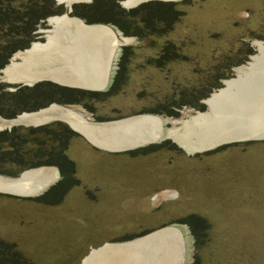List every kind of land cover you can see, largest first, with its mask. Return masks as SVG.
Returning a JSON list of instances; mask_svg holds the SVG:
<instances>
[{
	"label": "rangeland",
	"instance_id": "rangeland-1",
	"mask_svg": "<svg viewBox=\"0 0 264 264\" xmlns=\"http://www.w3.org/2000/svg\"><path fill=\"white\" fill-rule=\"evenodd\" d=\"M74 1L84 4L79 3L84 0ZM105 1L110 4L112 19H120L131 7H125L123 0ZM174 4L181 12L179 19L170 26H151L155 31L144 29L141 23L135 26L126 22L123 25L129 33L125 35L109 24L132 54L128 80L125 76V85L112 95H99L97 101L89 102L93 111L80 105H75V110L95 122L159 116L164 121V133L179 129L183 135L186 123H193L188 119L199 117V113L212 116L204 100L225 89L226 81L236 79L241 65L248 71L255 56L256 67L262 63L264 49L260 51L257 43L264 44V0H178ZM69 17L75 20L77 16ZM38 30L42 32L32 43H44L45 36L53 32L46 21ZM168 43L171 60L167 58L168 63L156 67L155 61ZM123 46L114 59L109 82L114 79ZM4 75L0 73L1 83L27 86ZM187 91L195 94L191 95V105L185 101ZM171 99L173 103L167 104ZM200 104L205 105L202 110L198 109ZM169 107L176 117L163 111ZM149 110H160V114ZM32 125L13 127L35 128ZM187 128L198 130L194 126ZM77 135L70 140L66 155L75 165L73 178L78 184L58 204L35 200L55 184L32 198L0 194V239L14 243L31 264H80L103 245L131 242L166 225H176L183 231V264H264V138L237 143L226 139L224 145L204 151L205 148L188 149L165 137L153 143L164 142L162 147L130 154L105 149ZM188 139L182 141L191 142V147L196 144L194 139ZM30 147L32 144L23 149ZM15 168L8 171H17L16 176H0L18 178L40 167ZM42 168L52 175V167ZM190 215L207 223L205 243L202 238L195 241L189 226L182 223ZM126 236L133 238L125 240ZM176 244L171 243L172 250ZM195 252L199 262L193 259ZM117 253L114 262L105 254L98 258L99 263L133 264L125 259L126 253Z\"/></svg>",
	"mask_w": 264,
	"mask_h": 264
},
{
	"label": "bare ground",
	"instance_id": "bare-ground-1",
	"mask_svg": "<svg viewBox=\"0 0 264 264\" xmlns=\"http://www.w3.org/2000/svg\"><path fill=\"white\" fill-rule=\"evenodd\" d=\"M88 1L90 0L83 2ZM138 1L123 0L122 4L128 8ZM57 2L60 4L66 2L68 6L78 3L74 0H57ZM48 22L53 28V34L49 32L45 36L47 39L44 43L34 42L26 50L15 53L2 69V73L14 82L22 84H31L36 80L44 79L67 85L104 88L118 50L125 45L126 41L106 25L85 27L77 19H67L61 15L50 17ZM67 26L69 28L66 30ZM257 45L260 51L264 49L263 43L258 42ZM257 59L255 56V61L248 66V71H244L246 68L244 69L245 66L241 65L242 68L237 69L238 77L226 81V88L219 90L208 99V103L215 109L213 117L210 115L208 118L199 113V117L188 119L193 123L191 125L186 123V126L192 128L194 126L198 130L195 129L197 131L192 132L186 127L183 135L179 129L166 130L164 133V121L159 116L137 115L119 122L92 125L90 124L92 121L85 116V113L74 108L63 110L55 106L36 114L24 113L12 120L0 118V129L17 125H34L43 120L44 116L56 117L82 132L94 145L110 150L130 149V151L135 150L134 147L140 144L155 143L165 137L175 140L188 149L198 150L222 139L230 140L244 135L247 136L246 138L263 137L264 59L256 67ZM16 60H19L18 63ZM243 74L245 75L242 79ZM192 133L195 135L191 136ZM188 138L194 139L196 144L191 147V142L182 141L189 140ZM45 170V168H39L25 171L16 180L0 179V191L19 196L34 195L41 188L49 185L45 183L50 182V174ZM174 241L180 242L177 231H166V235L164 233L162 238L163 244L169 245ZM143 243H145L144 240ZM176 246L173 250L170 246L168 250L166 248L163 250L170 256V259L164 260V263L178 262L176 259L181 257L182 248H179L177 244Z\"/></svg>",
	"mask_w": 264,
	"mask_h": 264
},
{
	"label": "trees",
	"instance_id": "trees-1",
	"mask_svg": "<svg viewBox=\"0 0 264 264\" xmlns=\"http://www.w3.org/2000/svg\"><path fill=\"white\" fill-rule=\"evenodd\" d=\"M106 2L105 0H93L90 4H73L71 15L83 19L88 24L112 23L125 35H128L129 32L123 23L129 22L135 26L141 23L144 29H150L151 26L158 23L165 27L173 24L174 20L176 23L181 15V12H177L174 8L175 2L149 1L131 8L123 15L121 14L120 19H112L113 14L110 6H108L110 4ZM63 13H65L63 5H55L54 0H0V71L5 68L15 53L26 50L37 39L39 35L37 30L45 24L47 18ZM169 46L171 45L168 43L161 49L160 55H158L160 56L159 60L155 61L156 67L168 63L167 58H170V54H168L170 52ZM123 48L109 91H86L60 86L49 81L37 82L32 86H14L0 82V116L12 119L22 112H34L52 103L80 105L93 111L89 102L97 101L99 95H112L116 89L125 85L123 83L125 76L128 80L127 68L132 54L130 55L128 48L124 46ZM8 87H14L15 89L9 90ZM187 92L188 94L185 93L187 97L185 101H188L191 105V95L195 96V94ZM172 101L173 99L167 104L173 103ZM204 106V104H200L198 109L202 110ZM164 110L168 112V116L176 117L177 115L171 113L170 107ZM148 112L160 114V110H149ZM77 136V133L60 121H53L35 128L12 127L10 131L2 130L0 131V174L16 176L19 174L17 171H8L13 169L14 166L21 170L45 166L59 167L63 179L49 189L47 192L49 194L46 193L35 199L48 205L58 204L67 191L78 184L73 178L75 165L66 155L70 140ZM29 144H32V148L24 150L23 148ZM162 144L164 142L144 146L129 151V153L133 154L138 150L151 149L154 146L155 148L162 147ZM182 223L189 226L195 241L199 238L204 241L203 237L208 231V225L203 218L190 215ZM126 237L125 240L133 238ZM196 249H199V247ZM193 259L199 262L196 252ZM0 264L31 263L16 250L14 243H7L0 239Z\"/></svg>",
	"mask_w": 264,
	"mask_h": 264
},
{
	"label": "water",
	"instance_id": "water-1",
	"mask_svg": "<svg viewBox=\"0 0 264 264\" xmlns=\"http://www.w3.org/2000/svg\"><path fill=\"white\" fill-rule=\"evenodd\" d=\"M92 1L93 0H90L88 2H79V3L90 4V3H92ZM149 1L176 2L175 0H139L136 4H133V6H131L130 9L131 8H134V7L138 6V5H140L142 3L149 2ZM73 4H76V3H72L69 6H64L66 11H65L64 14L61 15V17H63V18H70L69 15L72 13V5ZM49 18L46 19V22L47 23H49L48 22V19ZM75 19H77L79 22H81V24H83V26H85V27L92 26V25H98V24H87L81 18H77L76 17ZM99 25H106L107 27H109L110 29H112L115 32V34L119 35L118 32L111 25H109V24H99ZM41 32H42L41 30H38V33H41ZM0 73H2V70L0 71ZM39 81H42V80H39ZM39 81H36L34 83H31V84H25V85L32 86V85H34L35 83H37ZM47 81L52 82V83L57 84V85H60V86H64V87L77 88V89H82V90H87V91H96V92H98V91H104V88L106 87V86L104 88H91V87H83V86L81 87V86H76V85L61 84V83H57V82L51 81V80H47ZM107 83H108V81L106 82V85H107ZM206 103H208V99L207 100H204V104H206ZM52 106H55V107L60 108V109H63V110H65V109L66 110H72L73 107H74V105H61V104L52 103V104L48 105L46 108H49V107H52ZM208 107H209V110L211 111V114L213 115L215 109L213 108V106L211 107V105L209 103H208ZM46 108H42V109H39L37 111L30 112V113H26V114H36V113H39V112L45 110ZM23 114L24 113H22L20 115H23ZM18 116H16L15 118H17ZM203 116H206V115H203ZM12 119H14V118H12ZM12 119H3V120H12ZM42 119L43 120H41L38 123H35L34 125H32V124H29V125H32L33 127H38V126H41V125H44V124H47V123H50V122H53V121H61V120L56 119V117H48V116H44ZM73 119H75V118L73 117ZM86 121H88V120L86 119ZM62 122H64V121H62ZM116 122H119V121H116ZM64 123H66L75 133H78V134L80 133V135H82V136L85 137V135L82 132L76 130L75 128H73L72 126H70L67 122H64ZM99 123L100 124H105V123L110 124V123H114V122H103V121H101V122H95V121L90 122V124H92V125H97ZM11 127H13V126H11ZM0 130H2V129H0ZM258 138L259 139H262V138H264V136L263 137H248V138H233V139L226 140V141H234V142H231V143H237V142H244L246 140H248V141H250V140H256ZM86 140H88V138H86ZM148 144H153V143L152 142H148V143H144V145H141L140 144V145H138V146H136L134 148L138 149V148L147 146ZM224 144H225V141L224 140L217 141L215 143H212L208 147H206L204 151L214 150V148H217V147L222 146ZM123 150L126 151V150H130V149H123ZM40 168L42 169V167H40ZM37 169H39V168H37ZM51 170H52V172H51L52 175L50 174V182H46L45 184L52 185V183H54L59 178V171H58V169L56 167H52ZM18 178H10V177L0 176V179H2V180H8V181L16 180ZM49 185L41 188V190H39L34 195H26V196H22V197L27 198V197H33L35 195H38L43 189H45ZM0 194H6V195L9 194V195H12V196H19V195H16V194H11V193H8V192H1V191H0ZM168 230H176L177 231V234H178L179 240H180V242H178V247L179 248H182L181 257L179 259H176V260H178V262H175V263H171V261L164 263V260H169L170 259V256L167 253H165L163 250L165 248L168 250V246H170V248H171V244L167 245V244H163V242H162V238L164 237V233L166 235V231H168ZM143 240L145 241V243H143ZM137 241H140L141 242V243H139L140 245L142 244L141 247H145L144 250H142L139 247L140 245L138 246L137 243H134L136 241H134L132 243V247H136V246H138V247L136 248V251L130 252V256H133L134 258H137V262L138 263H141L143 259H144V263L143 264H183V262L185 261V238H184V234H183L182 229L181 228H178L176 225L175 226L174 225H166V226H164L162 228H159V229H156L154 231H151L146 236L141 237ZM129 243H131V242H129ZM126 244L128 245V243H126ZM134 244H137V245L134 246ZM154 252H156L155 255H153ZM128 253L129 252H127L126 255ZM152 260H154V261L152 262ZM87 261H88V259H87ZM87 261L85 260V261L81 262V264H86Z\"/></svg>",
	"mask_w": 264,
	"mask_h": 264
},
{
	"label": "crops",
	"instance_id": "crops-1",
	"mask_svg": "<svg viewBox=\"0 0 264 264\" xmlns=\"http://www.w3.org/2000/svg\"><path fill=\"white\" fill-rule=\"evenodd\" d=\"M114 28V27H113ZM128 67H129V65H128ZM112 69V68H111ZM111 71H110V74H109V77H110V75H111ZM113 74H114V72H113ZM110 79V78H109ZM109 79H108V83H107V85H106V89L104 88V91H106L109 87H110V85H111V83H112V81H113V79L109 82ZM104 91H98V92H104ZM138 240V239H137ZM137 240H134V241H136V242H134V241H131V243H129V242H127L128 243V245L126 244V242H124L123 244H119V245H114V244H112V245H110V244H107V245H103V246H101V248H98L97 250H94V252L93 253H91L85 260L87 261V259H88V261L86 262V264H94V261L93 260H96L95 259V257H94V255H95V253L97 254V253H99V254H97V262H95V264H100L99 263V260H98V258L99 257H104L105 256V254H107V252H108V254L106 255V256H108L109 257V259H111L112 260V258H114L115 257V253L116 252H118L117 253V255L118 254H122V252L123 253H127V252H129L127 255H126V257H125V259H127V260H130V261H132L133 262V264H138V262H137V258H134L133 256H130V252H134V251H136V248L140 245L139 243V241H137ZM137 243L138 244V246H136L137 244H134V246H136V247H132V243ZM142 245V244H141ZM108 248H110V250L108 249ZM123 248V249H122ZM126 249V250H125ZM100 255V256H99ZM116 255V256H117ZM110 256H113V257H110ZM130 256V257H129ZM102 257V258H103ZM129 257V258H128ZM90 258H91V260H90ZM122 258V257H121ZM116 259H118V257L117 258H114L113 260H116ZM112 260V261H113ZM121 261V260H120ZM81 264V263H80Z\"/></svg>",
	"mask_w": 264,
	"mask_h": 264
},
{
	"label": "flooded vegetation",
	"instance_id": "flooded-vegetation-1",
	"mask_svg": "<svg viewBox=\"0 0 264 264\" xmlns=\"http://www.w3.org/2000/svg\"><path fill=\"white\" fill-rule=\"evenodd\" d=\"M130 150H126L125 152H129ZM132 151V150H131ZM49 167H56L57 169H58V171H59V178L54 182V183H52V184H58L62 179H63V176H62V173H61V171H60V169H59V167H57V166H49ZM64 184V183H63ZM54 186V185H53ZM47 194H49V193H47ZM32 198V197H31Z\"/></svg>",
	"mask_w": 264,
	"mask_h": 264
},
{
	"label": "built area",
	"instance_id": "built-area-1",
	"mask_svg": "<svg viewBox=\"0 0 264 264\" xmlns=\"http://www.w3.org/2000/svg\"><path fill=\"white\" fill-rule=\"evenodd\" d=\"M89 119V118H88ZM90 120V119H89Z\"/></svg>",
	"mask_w": 264,
	"mask_h": 264
}]
</instances>
